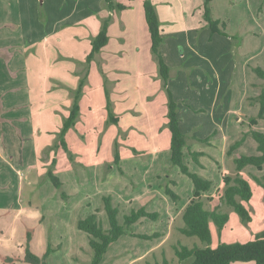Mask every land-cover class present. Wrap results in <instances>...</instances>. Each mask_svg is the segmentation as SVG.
Wrapping results in <instances>:
<instances>
[{
    "label": "crops",
    "instance_id": "obj_1",
    "mask_svg": "<svg viewBox=\"0 0 264 264\" xmlns=\"http://www.w3.org/2000/svg\"><path fill=\"white\" fill-rule=\"evenodd\" d=\"M22 1L0 0V179L3 178L0 216H4L0 222L22 216L24 192L27 191L31 199V195H39L44 186L48 188L47 167L52 166L49 169L53 173L55 164L58 167L61 164L66 173L76 170L78 182L91 179L92 175L100 181L119 176V168L128 177L138 173L139 168H145L140 176L149 183V163L155 165L162 159L166 164L170 159L166 89L177 103L179 126L185 135L183 160L186 162L185 156L193 153L199 156V161L205 159L210 163V174L198 172L195 167L188 169L211 182L213 196L226 173L225 165L230 157L225 155L226 148L246 131L243 128L249 117L241 107H248L246 111L252 112V117L258 111L252 99L260 93L261 81L253 74L251 85L255 87L249 88L247 80L242 81L236 74V83L231 79V64L222 57L229 60L228 54H213L212 51L220 50V45L212 47L211 41L218 35L211 36L203 23V0H151L163 37L160 52L169 69L165 87L151 54L143 0H116L125 9L112 12L106 9L103 0H73L74 11L65 10V0H41L43 7L49 9L48 14L51 10L56 14V18L47 19L45 28H39L38 24L36 3L39 0L33 1L36 9L28 12L22 10ZM104 20H108L107 44L87 62L91 40ZM242 67L246 76L249 69L244 64ZM75 95H78L79 110L74 125L64 136L65 151L59 144L58 133ZM235 97L239 99L236 103ZM198 98L210 99L206 112L191 100ZM184 101L186 104L182 106ZM259 124L252 129L262 130ZM231 126L233 132L227 134ZM209 139L207 149L201 147L199 142ZM115 144L119 146L118 164L114 163ZM214 147L219 148L218 155ZM52 148L54 152L50 151ZM67 152L75 154V161L67 159ZM239 154H257L251 137L236 148L231 157ZM133 162L147 164L137 167L131 165ZM245 168L239 174L247 170L255 178L264 179V165L261 170ZM103 171L106 172L104 178ZM81 172L87 178L80 176ZM42 176L44 180L40 181ZM169 178L172 180L171 176ZM159 183L155 189L146 185L145 191L130 201L143 202V207L157 200ZM7 187L15 188V193ZM132 187L138 190L141 184L132 181ZM185 188L190 191L188 182ZM147 197L151 198L145 204ZM252 200L253 195L248 203ZM260 201H256V205H261ZM171 220L174 222L175 216H171ZM2 235L0 243L8 247L11 239L4 240ZM171 235L172 230L144 254L161 248ZM142 257L144 255L139 256Z\"/></svg>",
    "mask_w": 264,
    "mask_h": 264
},
{
    "label": "rangeland",
    "instance_id": "obj_2",
    "mask_svg": "<svg viewBox=\"0 0 264 264\" xmlns=\"http://www.w3.org/2000/svg\"><path fill=\"white\" fill-rule=\"evenodd\" d=\"M33 1L34 0H23L22 6L24 8L22 10L28 12L29 9H31L34 11L36 7ZM65 1V10L69 8L68 11H74V6L72 5L73 0ZM36 5L38 8L39 28H45L47 26V19H50L52 16L56 18V14L53 13V10L48 14L47 11L49 9L43 7L44 4H42L41 0H39ZM207 5L209 6L212 19L216 20L218 23L217 28L223 32V34L212 33L209 29L211 36L215 34L218 35L211 41L214 45L212 47H216L217 43L220 45V50L212 51L213 54L222 52L228 54L229 60H227V57L224 55L222 57L225 62L229 61L231 64H229V67H232L231 79H234L236 83L238 82L236 79L237 74V78L242 81L245 79L247 80L249 88H251V86L254 88L255 85H251L254 80V74V76L261 81L259 85L261 92L263 80L256 75L254 69L260 68L264 70V0H208ZM201 15L204 25H207L208 22L204 19V9H202ZM39 39H42L40 35ZM206 41L210 42V40L208 41L207 39ZM140 44L142 45L143 41H140ZM237 64L238 68L236 67ZM242 64L246 65L249 69L246 76L243 74L244 68ZM79 69L82 73L83 68L80 67ZM41 70L42 68L39 67V76L42 75ZM33 73L35 74L36 72L33 71ZM232 86H234V84H232ZM256 98L257 97H254L252 99V105L256 103L259 111V103L256 101ZM234 99L235 103L239 101L237 97ZM191 100L196 102L197 106H201L203 108L201 111L203 112H206L210 106V99L208 98ZM183 104H186V102L184 101L182 106ZM190 107L192 108V106ZM241 108L242 112L248 114L249 118L253 116L252 112L247 113L246 110H249L248 107L242 106ZM195 115L198 116L196 113ZM241 121H243V119ZM258 123H260L259 128H262V130L256 128L254 130L264 133V116L258 119L257 124ZM244 126L243 130H246L248 133V131H250L249 124H244ZM232 127L233 126L229 127L227 134L233 132ZM166 128L168 130L167 125ZM246 131L244 133H246ZM238 137V139H240L242 133ZM248 137H250V135L247 134L243 143ZM190 139L191 137H189V141H192ZM210 141L211 139L199 143H201V147L207 149V145ZM231 145L226 148L225 155L226 157H230L228 164L225 165L226 173L223 176L231 178L243 176L249 180L253 192V200L250 203H244V206L250 213V221H241L240 217L231 207L220 201V197L225 188L222 177L221 187L214 189L213 196H211L213 189H210V193L206 192V195L203 194L205 196L202 195L201 197L206 209L214 210L218 208L220 211L227 213L229 217L227 223L220 231H218L213 224L210 225L212 233L211 247L219 243H245L255 235L264 234V211L262 210L264 206V195L261 196L262 189L264 188L258 184L254 176L250 174L251 172L245 170V172L239 174L243 169L241 171L236 169L234 159L238 158L240 154L232 158L231 155L234 150L230 153L228 152ZM214 148L215 154L218 155V152H220L219 148ZM50 151L54 152L55 149L52 148ZM66 156L71 162L73 160L75 161L74 153L71 154L67 152ZM198 157V161H195L192 156H185L186 162H184V160L183 162L190 169L195 167L198 172L201 171L210 174L212 172L210 163L205 159L199 161ZM44 158L45 155H43V159ZM160 161L161 162L155 165L153 162L149 163L150 168L147 170L149 183L147 184L140 176L141 173L145 171V168H139L138 173H132L128 175V177L121 170L123 174L119 173L122 176L119 175L107 178L104 181L96 179L97 177L94 175H92L91 179H88L87 175L81 172L80 176L82 175L87 179H81V181L78 182L76 170L66 173L62 171L61 164H59V167L56 166V164L55 166L53 165L55 169L52 174L58 179L60 188L56 189L51 181L45 177L48 180L49 186L48 188L47 185L44 186L39 195L37 193L34 195L32 194L30 199V194L27 191L24 192L21 200L24 206V211L21 214L22 216L14 221L0 222V235L1 233L3 234L4 240H8V238L11 239L9 244H7L8 247H3V244L0 243V264H28L23 261L25 246L37 257L42 258L44 256L46 264H90L93 254L90 246V236L77 228V221L79 219H85L91 214H95L102 230H109L108 214L103 208V197H110L112 207L116 208L115 221L117 225L124 226L125 217L130 216L132 213H136L139 209H144L146 213L156 214L157 216L156 218H151L147 215H140L130 226L123 227L124 234L108 246L99 264H162L163 259L167 260L168 264H191L193 258L179 262L175 255V248L181 246L189 248L193 246H207L196 237L181 236L178 230L180 228L178 225L183 223L181 222L183 210L181 214H178V211L184 206L185 202H187L188 196L192 194V183L186 175L181 173L177 166L171 164L170 159L166 164L162 159ZM133 164L139 167L147 163H131V165ZM51 167L52 166H48L47 168L52 169L53 167ZM251 167L252 169L255 168L254 166ZM244 169L246 168L244 167ZM158 172H160V175H158ZM101 174L104 178L106 172L103 171ZM170 176L172 180H169ZM39 179L40 181L44 180V176ZM2 180L3 178L0 179V188H2ZM259 180L264 186V179L261 178ZM132 181L140 182L141 187L135 190L132 187ZM187 182L189 189L191 188L188 192L185 188V183ZM157 183L160 184L157 190L160 192V195H158L157 200H153V202L146 204L151 198L147 197L144 200L146 205L143 207V202L130 201L131 198H134L133 196L141 195L145 191L146 185L155 189ZM166 187L176 195V198H172L170 194L165 192ZM7 188H10L13 194L15 193V188ZM150 196H152L151 193ZM11 197H13V195H11ZM6 200L7 199H2L4 202ZM33 200L35 202H33ZM256 201L257 203L260 201L261 205H256ZM29 213L30 217L28 216ZM171 216H175L174 222L171 220ZM3 219L4 216H0V220ZM170 230H172V235L161 248L158 247L155 249L156 251L152 250L154 252L149 251L147 254H144L154 245L160 243ZM141 255H144V257L139 258ZM232 264L254 263L234 262Z\"/></svg>",
    "mask_w": 264,
    "mask_h": 264
},
{
    "label": "trees",
    "instance_id": "obj_3",
    "mask_svg": "<svg viewBox=\"0 0 264 264\" xmlns=\"http://www.w3.org/2000/svg\"><path fill=\"white\" fill-rule=\"evenodd\" d=\"M103 1L106 9L110 12L125 9V6L117 3L116 0ZM207 2L208 0H204L203 4L204 19L208 22L207 26L212 33L223 34V32L217 28V21L212 19ZM142 8L150 35L151 54L156 61L159 75L163 81V86L165 87L169 69L163 61L160 52L163 37L160 30L157 12L151 0H143ZM107 28L108 20H104L98 34L91 40V50L86 57L87 62H90L93 56L107 44ZM254 71L256 75L263 80L262 90L256 98V101L259 103V111L255 117L249 118L248 120L249 127L251 128L250 131H248V133H242V137L229 147L228 152L230 153L238 148L243 143L245 136L248 134L256 143L257 154H242L238 158H235L234 163L238 171H241L246 166H254L258 170H261L264 165V133L252 129V126L257 124L258 119H261L264 116V70L255 68ZM165 91L167 97L166 118L170 133V162L173 166H177L181 173L186 175L191 180L193 187L191 199L183 209L181 215L183 225L178 230L183 236L196 237L202 243L207 245L206 247L193 246L189 248L181 246L179 248H175V255L178 261L181 262L186 259L193 258V262L191 264H232L234 262H253L254 264H264V234L255 235L245 243H219L216 246L211 247L212 233L210 225L213 224L217 230L220 231L227 223L229 217L227 213L220 211L218 208L208 210L204 207L201 197L211 189V182L196 173L190 172L188 167L184 164L183 148L185 147L186 141L185 135L181 132L179 126L180 122L177 116L178 106L170 91L168 89ZM77 99L78 95H75L69 115L63 121L62 128L58 133L59 144L65 151H67V148L64 142V136L67 130L74 125L78 115L79 107ZM117 147V144H115V164H118L119 162ZM191 156L193 160L198 161L197 154L192 153ZM119 172L122 173L120 168ZM46 178L51 181L56 189L60 188L58 179L52 174L50 169L46 172ZM255 179L258 184L264 188L260 180L258 178ZM223 183L225 188L222 196L220 197V201L231 207L240 217L241 221L249 222L250 213L244 206V203H248L253 195L249 181L241 176H236L235 178L223 176ZM165 192L170 194L172 198H176V195L170 191L168 187L165 188ZM102 202L103 208L108 214L110 225L109 230H102L98 224V218L95 214H91L85 219H79L77 221V228L90 236V246L93 251L90 264H99L108 246L124 234L123 227L130 226V224L135 221L138 216L147 215L151 218H156L157 216L156 214L146 213L144 209H139L136 213H132L130 216L125 217L124 226H120L116 224V208L112 207L110 197H103ZM23 261L28 264H46L44 256L42 258L37 257L26 246ZM162 264H168V261L163 259Z\"/></svg>",
    "mask_w": 264,
    "mask_h": 264
}]
</instances>
